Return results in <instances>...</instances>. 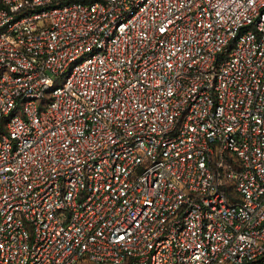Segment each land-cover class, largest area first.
Returning a JSON list of instances; mask_svg holds the SVG:
<instances>
[{
	"label": "built area",
	"instance_id": "1",
	"mask_svg": "<svg viewBox=\"0 0 264 264\" xmlns=\"http://www.w3.org/2000/svg\"><path fill=\"white\" fill-rule=\"evenodd\" d=\"M0 264H264V0H0Z\"/></svg>",
	"mask_w": 264,
	"mask_h": 264
}]
</instances>
